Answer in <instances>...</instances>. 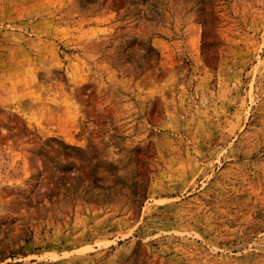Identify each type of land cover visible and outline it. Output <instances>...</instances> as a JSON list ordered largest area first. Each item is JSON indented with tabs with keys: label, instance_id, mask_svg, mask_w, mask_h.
I'll list each match as a JSON object with an SVG mask.
<instances>
[{
	"label": "rangeland",
	"instance_id": "374dc122",
	"mask_svg": "<svg viewBox=\"0 0 264 264\" xmlns=\"http://www.w3.org/2000/svg\"><path fill=\"white\" fill-rule=\"evenodd\" d=\"M0 264H264V0H0Z\"/></svg>",
	"mask_w": 264,
	"mask_h": 264
}]
</instances>
